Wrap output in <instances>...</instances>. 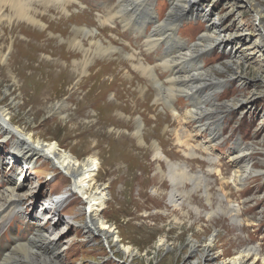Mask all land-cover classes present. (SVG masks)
<instances>
[{
  "label": "bare ground",
  "instance_id": "1",
  "mask_svg": "<svg viewBox=\"0 0 264 264\" xmlns=\"http://www.w3.org/2000/svg\"><path fill=\"white\" fill-rule=\"evenodd\" d=\"M84 1L89 4L94 1L91 5L97 8L106 2L82 0ZM224 1L235 5L239 10L238 14L246 9L253 11V27L256 31L254 39L248 36L247 28L240 26L241 19L236 24L238 14L228 18L222 13L214 12L213 0H169V6L163 15H160L162 6H156L155 0H112L96 15L99 33L77 24L70 33L66 31V38H63L64 47L69 45L72 50L63 51L55 44L54 36L46 35L47 31L53 30L50 26H45L38 14L46 15V11L56 9L65 16L61 21L66 22L72 19L68 17L70 9L82 6L80 1L0 0V26L6 22L9 26L12 24V29H21L24 34V39L15 42L16 49L8 48L7 53L0 50V61L8 69L10 77V85L4 89L5 98L0 95V136L12 139L11 150L5 155L0 154V264H60L62 254L58 250L57 242L62 236L57 238V234L51 236V233L61 219L58 218L55 227H52L50 220L52 216L58 215L57 212L65 203H72L79 196L81 209L85 210L81 213L79 209L84 215L80 224L84 237L91 240L99 237L106 244L108 254H114L120 248L118 236L110 222L99 216V211L118 196L113 191L116 179L103 181L100 173L106 169L108 163L113 164L115 161V170L118 173H132V169L122 163L130 160L132 151L140 148L151 150L153 157L164 163L163 166L157 165L155 177L164 183L152 187V200L157 213H148V218H161L170 211L174 215L172 221L177 224L190 221L191 216L200 221L205 215L208 224L214 221L222 223L224 219H230L232 225L239 227L245 212V208H242L244 206L241 207L240 202L232 203L234 200L228 199L229 202H226L225 196L212 192L210 177L218 156L208 153L203 160L205 165H200V168L193 166L196 163L192 161L195 155L192 151L187 154L191 158L188 161L190 164L187 161L168 159L160 150L164 142L163 136L168 131L160 134L159 126L165 121L171 125L169 114L165 115V121L160 122L162 114L152 112L159 107H165L172 113L180 112L178 107L184 108V118L193 126L195 136L199 135L201 138L196 143L197 146L207 151L221 141L227 116L253 96L233 97L220 102L217 94L219 89L228 84L229 79L239 74L242 62L252 60L255 51L257 57L251 63L264 64V8L258 0ZM79 9L80 12L73 18H78L80 13L82 15L84 10ZM7 10L14 14L6 13ZM13 16L19 21L15 22ZM198 17L205 22L202 30L195 29V32L189 33L187 27H181L184 20ZM108 25L119 27L126 34L131 30L130 36L123 37L127 46H114L109 40H104L106 37H103L102 29ZM183 33H189L190 39H183ZM84 39L89 40V48L84 47ZM93 49L98 55L111 56L100 59V68L87 73L86 67L92 62L89 60L93 56ZM220 49L226 55L227 63L236 71V74H229L228 78L218 77L214 71L207 74L203 66L205 56ZM8 53L11 54L9 59ZM76 53H81L82 59L73 61L74 68H71L70 57ZM115 54L116 57L113 56ZM151 56L153 60L150 59ZM125 66L128 71L122 73ZM219 67V71H229L222 64ZM78 74H85V78L78 81L79 87L88 84V89L82 98L76 100V106L72 107L73 99L63 98L62 93L66 92L72 76L78 77ZM126 83L134 89L124 87ZM17 86L28 97L32 96L39 106L49 105L53 114L51 117L58 118L62 125L64 122L76 121V130L79 127L78 122H82L77 130L85 128V132L98 126L97 131L91 132L93 139L85 147L88 159L74 154L51 136L32 132L33 122L28 117L25 123L17 119L16 111L20 103V98L14 91ZM110 92H113V97L107 99ZM42 97L46 100L42 101ZM54 98L58 99L56 103ZM146 98L153 100L152 106L144 101L140 102ZM140 103L145 107L141 112L138 108ZM138 112L141 119L136 117ZM111 113L113 114L110 115ZM153 122L156 123L155 126H152ZM263 122L264 118L261 120ZM101 128L105 130L104 133L99 132ZM105 134L108 136L104 137L111 143L108 159L104 155L106 149L102 146L104 139L101 140ZM155 137L160 140L159 143L152 140ZM119 144L122 146L115 153V146ZM256 149L260 148L251 145L239 146L230 158L231 164L236 167L233 180L238 190L243 189L252 177L259 174L264 176L263 167L256 168L253 162L250 165L255 158L254 152L259 151ZM40 159L41 163L38 162ZM258 162L264 164V160ZM38 163L47 164L53 172L69 176L71 181L61 191L50 194L41 204L40 212L44 218L36 222L33 218L38 213L34 216L27 211V195L31 190L26 194L20 190L26 180L31 178L32 167ZM4 165L9 174L6 178L2 172ZM130 192V188L126 187L119 195L124 197ZM144 192L141 188L138 197L145 195ZM233 194L235 193H229L230 196ZM26 216L32 221L31 229L28 227L26 231L28 233L24 230L19 237L14 234L15 231L11 233L10 230V234L3 232L15 221ZM73 222L79 221L71 219L66 224L71 225ZM26 226L29 225L25 224ZM221 236L215 229L208 240L216 246ZM161 241L164 245L165 239L162 238ZM190 242V254H193L195 243H199V240L192 237ZM210 244L205 243L199 257L195 255L199 263L213 264L214 254ZM252 256L261 259V264H264L263 249L248 239L236 249L232 258H223L220 264H255L250 261Z\"/></svg>",
  "mask_w": 264,
  "mask_h": 264
},
{
  "label": "rangeland",
  "instance_id": "2",
  "mask_svg": "<svg viewBox=\"0 0 264 264\" xmlns=\"http://www.w3.org/2000/svg\"><path fill=\"white\" fill-rule=\"evenodd\" d=\"M78 1L82 3V6H74V8H71L68 17L72 19L66 22L61 21L65 16L56 9L46 11L48 12L46 15L38 14V18L43 21L45 26H50L53 30L47 31L46 35L54 36L55 44L61 47L63 51L72 50L69 49V45L64 47L63 38H66V36H64L65 32L67 31L70 33L77 24L92 30L94 29L93 31L95 33H99V24L96 23V15L104 10V6L109 4L112 0H105V5L99 8L91 5L94 4V1H91L90 5H88L86 1ZM98 1L99 0H95V2ZM258 1L264 8V0ZM213 4L214 12L222 13L228 18L238 14V8L235 5L233 6L226 3L224 0H213ZM155 5L158 7L162 6L163 10L160 11V15H163L169 6V0H155ZM79 8L84 10L82 11V15L80 13L78 18H73L74 15L80 12ZM6 13L11 15L14 14L12 11L8 10ZM238 16V19L235 20L236 24L241 19L240 26L247 28L249 30H247L248 36L254 39L256 37V31L253 27V11L246 9L238 14ZM17 19V17H14L15 22L19 21ZM181 27L183 29L187 27L189 33H192L195 32V29L202 30L205 27V22L200 19V17L196 19L189 18L184 20ZM102 30H104L103 37L107 39L104 40L106 42L109 40L114 46H122L124 44V46H127L123 37L132 34L131 30L126 34L124 30L121 29L120 31L119 27L114 28L113 25H108ZM189 33H183L181 36L183 39L189 40ZM23 36L24 34L21 29H12V24L9 26L6 22L3 23L0 26V50L2 49L7 53L9 51L8 48H12L13 50L14 47L16 49L17 43L15 42L24 39ZM88 41L89 40L86 39L83 41L85 48H89L90 46ZM132 44L134 45V42H132ZM10 55L11 54L8 53V59ZM42 55H45V53ZM92 55L93 56L89 60L92 62L86 67L87 73L100 68L98 66L100 59L111 56L110 54L98 55L95 53V50L94 52L92 51ZM253 55L252 60L256 59L257 52L255 51ZM113 56L116 57V54ZM225 56L222 49L216 50L205 56L203 66L207 70V74H209L210 71H214L217 73V76L221 78H228L230 75L236 74V71H234L230 64L227 63V60H225ZM70 58V67L74 68L73 61L82 59V55L81 53H76V55ZM150 59L153 60V57L151 56ZM252 60L250 59L242 62L239 74L237 73L233 78L229 79L228 84L219 89L218 94L216 93L218 101L220 102H224L233 97L253 96L250 98V102L248 101L247 103L239 105L235 111L227 116L221 133L222 139L212 149L210 148V150L206 151L200 148V146H197L201 138L199 135L195 136L193 126L187 123V120L184 118V108L178 107L180 112L175 113L169 112L165 107L163 109L159 107L152 110L153 113L162 114L160 122L165 121V115L169 114L168 119L171 121V125L165 121L162 123V126H159V128H161L160 134L163 135V133L168 131L166 136H163L164 142L162 146H160V150L168 159L180 162L187 161L188 163L191 158L187 154L190 153L189 151H192L195 153L192 161L196 163L193 166L200 168V165H205L203 161L205 156H208L210 153L218 156L210 177L213 187L212 192L214 191L213 193L217 192L225 196L226 202L234 200L232 203L237 204L240 202V206H244L242 208H245V212L242 214V221L239 227L232 225L230 219H224L222 223L214 221L212 224H208V219L205 215L202 216L200 221L196 220L195 216H191L190 221L177 224L172 221L174 215H171L170 211H168L167 216L161 218H148V213H157L152 200L154 199V196H152V187L160 186L164 183L158 181L160 178H155L157 175V165L163 166L164 163H161L162 161L153 157L154 153L151 152V150L140 148V150L132 151L130 160L127 159V161H125L126 163H122L128 165V167L132 169V173H118L115 170L117 167L116 161L113 164L108 163V165L105 166L106 169H103L100 173L103 181L109 182V180L113 178L116 179L113 191L117 192L118 196H116L115 201H111L110 204L99 211V216L108 220L112 225L113 231L118 236L120 248L115 251L114 254H108L106 244H104L101 239H98L99 237L93 240L84 237L85 234L83 230H81L80 224H82L81 217L84 216L81 213H84L85 210L81 209L82 206L78 201L80 198L79 196V198L77 197L72 203H65L57 212L58 215H55L56 217L52 216L53 218L50 220L53 227L58 218L61 219L56 229L54 228L51 233V236L57 234V238L62 236L57 242L58 250H60L62 254V258L59 261L60 264H204V262L199 263L198 260H196V256H200V251L205 243H208V245L210 244L208 237L210 234L214 233L215 229L217 232L219 231L222 236L221 239L216 242V246H214V243L210 244L212 245L211 249L214 254L213 264H220L223 258H232L236 253V249L240 247L242 242L248 239H251L254 244L260 245L264 251V176L263 174H259L252 177L245 186H243V189L240 188L238 190L233 180L236 167L231 164L232 161L230 160L239 146H257V148L260 149H256L259 151L254 152L253 158H255L250 162V165H252L253 162L256 168H264V164L262 165L258 162V160H264V122L261 123V120L264 118V64H252ZM220 64L229 68V71L217 70L221 69L219 67ZM127 71L128 67L125 66L124 69H122V73H126ZM84 76L85 74H78V77L72 76L69 83L70 86L67 85L66 92L62 93L63 98L67 99L71 97L73 99V102H71L74 103L72 107H75L76 100L82 98L87 92L88 84L84 85L82 88L78 85V81L81 80V78H85ZM208 77L209 76H207L206 79H208ZM9 85L10 77L8 69L3 62L0 61V95H2V98H5L4 89ZM124 87L134 89L130 87L128 83H126ZM14 91L16 96L20 98L19 107L16 111L18 120L25 123V119L28 117L33 122L31 124L32 132H41L46 136H51L53 139L60 141L63 147L70 149L74 154H80L81 158L88 159V153L85 147L88 145L87 142L93 139L91 132H93V130L97 131L96 129L98 126L93 129L90 128L89 132H85V128L77 130L81 127L82 122H78L79 127L76 130L74 129V122L76 121L64 122V125H62L59 123L61 121L58 118L51 117L53 114L50 112L49 105L39 106L40 104L36 103V100L31 98L32 96L28 97L26 92L18 86ZM112 97L113 92H110L107 99H111ZM28 98L31 100H28ZM41 100L43 101L46 99L42 97ZM53 101L56 103L58 99L54 98ZM143 101L149 106H152L154 103L153 100L149 98L140 100V102ZM86 108L87 105L84 109L86 110ZM138 108L140 112L145 109L144 106H141V103ZM140 112L136 115L139 119H141ZM112 114L113 113L110 115ZM105 117H107V114H105ZM155 124L156 123L153 122L152 126H155ZM124 131H126V129H124ZM99 132L104 133L105 130L101 128ZM104 136L106 137L108 135L105 134L101 137V140L104 139V144L102 146L106 149L105 153L107 152L106 154L104 153V155L108 159L111 143H109ZM152 140L158 143L160 142L156 137ZM135 144L138 146L136 142ZM121 146V144L115 146V153ZM11 148L12 139H4L0 136V154H7ZM41 161L40 159L38 162L41 163ZM40 163L32 167L30 172L31 178L26 180L23 186L24 188L22 187L20 190L24 194L31 190V193L27 195V198H29L27 211L34 216L38 213V216L32 217L36 222L44 218L40 212L41 204L45 202L50 194L61 191L71 181L69 176L63 175L60 172H53V170L47 167V164L40 165ZM2 172L4 173V178L9 175L6 170V165L2 167ZM169 185L170 182L167 183V187H169ZM126 187L130 188V194L124 197L123 195H119L120 191L124 190ZM141 188L144 189L145 195L143 194L142 197L139 198L138 194ZM231 192L235 194L230 196L229 193ZM196 196L198 197V193H196ZM228 196L229 198H227ZM199 198L202 199V197ZM79 209H81V213ZM26 217L18 219V221L11 224L12 227H10V225L5 228L3 232H8L10 234V230L11 233L15 231L14 234L20 237L24 230L25 232L27 231L28 227L31 229L30 224L32 221L29 220V217ZM71 219L72 221L78 220L79 222H73L71 225H67L66 221ZM24 220L25 223H22ZM25 224L29 226L25 227ZM18 230L19 233L16 234ZM61 232L64 234L62 235ZM192 237L199 240V243H195L196 249L194 250V255L190 254V247L192 245L190 239H192ZM162 238L165 239L164 245L161 241ZM250 261H254L255 264H261V259H255V256H252Z\"/></svg>",
  "mask_w": 264,
  "mask_h": 264
}]
</instances>
